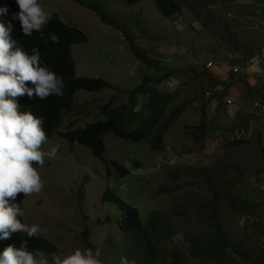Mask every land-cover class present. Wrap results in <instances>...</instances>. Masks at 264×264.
Returning <instances> with one entry per match:
<instances>
[{
    "label": "rangeland",
    "instance_id": "rangeland-1",
    "mask_svg": "<svg viewBox=\"0 0 264 264\" xmlns=\"http://www.w3.org/2000/svg\"><path fill=\"white\" fill-rule=\"evenodd\" d=\"M255 1L188 0L182 15L167 19L152 0L136 6H128L126 0H82L85 6L71 0H43L48 13L60 16L88 38L73 47L77 76L108 84L98 92H77L71 114L63 117L44 146L45 150L61 146L55 158L46 159L38 168L45 187L30 194L24 203L25 223L40 225L44 232L39 236L58 247V255L87 247L100 250L103 264H120L122 256L128 258L125 250L129 244L118 224L121 210L103 201L108 189L139 210L143 226L157 210L174 229L182 231L187 227L186 219L175 216L176 207L186 205L181 211H187L194 225L203 215L195 207L210 203L223 186L248 202H264V112L253 105L256 100L264 105V92L253 88L254 84L264 86V66L262 71L261 64L254 70L259 71L254 77L244 74L249 54L264 56V12L253 14L248 7ZM94 4L117 28L102 23L90 8ZM125 30L163 71L146 67L135 58L122 35ZM210 62L238 73L236 80L230 75L234 73H229L227 81H221L218 69H207ZM168 71L172 77L156 85L154 79ZM206 76L213 79L209 80L212 88L207 87ZM144 78L149 80L140 90L143 95L135 97L138 128L149 124L161 110L163 124L173 113L182 112L164 135L162 151H154L147 141L127 142L109 133L104 138V162L85 146L71 149L60 136L69 129L76 131L103 120V106L112 97H116L113 108L127 103L125 94L141 86ZM216 92L218 97L211 102ZM205 117L208 133L197 142L193 134ZM234 140L246 144L226 150L225 145ZM112 161L129 175L120 177ZM218 213L241 252L249 250L257 258V252L264 251V206L262 211L241 216L220 204ZM172 242L177 249L189 252L183 232Z\"/></svg>",
    "mask_w": 264,
    "mask_h": 264
},
{
    "label": "trees",
    "instance_id": "trees-1",
    "mask_svg": "<svg viewBox=\"0 0 264 264\" xmlns=\"http://www.w3.org/2000/svg\"><path fill=\"white\" fill-rule=\"evenodd\" d=\"M71 1L85 6L82 0ZM143 1L145 0H126V3L128 6H136ZM152 1H154L162 16L167 19L175 15H182L183 4L188 3V0ZM94 5L90 8L98 15L102 23L112 26L109 20L103 16L101 7L97 4ZM51 17V20L43 30V36L39 32L32 35V48L39 49L41 51V58L45 61L46 65L64 79L66 84L64 94L61 97L52 96L46 100H40L35 96L29 98L26 94L18 98L21 111H31L38 117H44L43 127L46 135L49 137V141L56 133L57 128L60 127L63 117L71 114L78 91L98 92L108 88V84L102 79L77 76V65L73 59V47L76 44L87 42L88 38L77 27L62 23L58 15ZM112 27L117 28L115 24ZM123 33L136 59L146 67L154 68L157 71L164 70L157 62L151 59L144 48H140L134 43L126 30ZM49 34H55L59 38V43H52L49 39ZM171 76L172 73L168 71L162 77L154 79V81L159 84ZM148 80L144 78L141 86L127 92L125 94L127 96V103L122 106L113 108L115 107L116 97H112L102 108L105 119L103 117V120L89 123L85 128H79L76 131L69 129L66 133H61L60 136L68 142L71 149L85 146L92 151L95 158L104 162H106L104 156L106 151L104 138L109 133L127 142L140 143L147 141L154 151H162L164 149V135L175 121L178 120L182 112H179L177 115L173 113L171 119L163 124L161 123L163 117V111L161 110L152 116L149 124L147 123L141 129L138 128V113L134 110L135 97L141 95L140 90L143 85L147 84ZM28 86L34 87L30 83ZM216 97H218V92L215 93L211 102ZM188 103H185L184 106H187ZM210 104H205L204 107ZM132 116H135L136 121ZM207 126L208 120L205 117L200 127L193 134L197 142H201L206 138L208 133ZM244 144H246L245 141L234 140L226 144L225 149L240 147ZM112 166L115 167L120 177H126L130 173L116 161H112ZM107 170L110 176L111 171L109 166ZM23 200L24 194L21 193L17 195L15 202L21 204V207H23ZM103 201L116 204L121 210L118 224L120 230L125 235V242L129 244L125 253L131 264H241V261L246 264H264V251H258L259 256L256 258L252 256L249 250L241 252L239 247L232 243L228 231L224 226V219L218 213V208L221 204L232 214L241 216L250 215L256 211H262L264 202L260 204L248 202V200L232 194L227 187L218 188L210 203L195 207L196 211L201 212L203 215L198 217V222L194 225L190 224L191 220L187 215V211L184 213L181 211L183 207L186 208V205L182 207L177 206L175 216L178 218L183 216L186 219L187 227L183 231L181 229H174L166 216L157 210L149 214L147 224L143 226L139 210L125 203L112 189H108L104 193ZM17 218L23 222L22 217L18 216ZM180 232L184 233L185 240L190 247L189 252L177 249L172 245V238ZM23 238L24 240H28L29 250L39 249L45 253H60L58 247L42 237L38 236L29 240L26 234L20 233L16 236L19 243H21ZM121 251L123 250L121 249Z\"/></svg>",
    "mask_w": 264,
    "mask_h": 264
},
{
    "label": "clouds",
    "instance_id": "clouds-1",
    "mask_svg": "<svg viewBox=\"0 0 264 264\" xmlns=\"http://www.w3.org/2000/svg\"><path fill=\"white\" fill-rule=\"evenodd\" d=\"M54 15L43 8V0H0V264H103L99 249L77 248L58 255L29 250L28 240L23 238L19 243L16 239L20 233L31 240L44 232L38 224L25 223L24 203L30 194L45 187L38 168L46 159L55 158L61 147L56 144L45 150L49 137L43 127L44 117L21 111L18 99L25 94L40 100L64 94V79L46 65L39 49L32 48V35L39 32L43 36ZM49 39L59 43L55 34H49ZM162 82L154 81L156 85ZM21 193L23 207L15 202ZM120 264L131 262L122 256Z\"/></svg>",
    "mask_w": 264,
    "mask_h": 264
},
{
    "label": "crops",
    "instance_id": "crops-1",
    "mask_svg": "<svg viewBox=\"0 0 264 264\" xmlns=\"http://www.w3.org/2000/svg\"><path fill=\"white\" fill-rule=\"evenodd\" d=\"M248 5H251V6H248V7H249V9H251V11H252L251 13H253V14H259L261 12H264V0H256L253 4H248ZM241 49H245V46H242ZM249 55H248L247 58H245V62H246L245 70H246V72H244V74H248L249 77H254V76H256V75L259 74V73L258 74L256 73V72H259V71H255L254 72V70L257 69V68H259L260 67V64H261V67L259 69L262 71V68H263L262 65L264 66V56H262V57L261 56H258L257 57V56H251V55L249 56ZM233 59H235V56L233 57ZM216 69H218V73H217L218 75H217V77L219 79H221V81H223V82H226L227 81V77H228V74L229 73H234L232 70H225L224 67H221V68L218 67ZM226 71H227V74H226ZM235 74H238V73H234V74H230V75H234V78L236 80L237 75H235ZM210 75L211 74L209 73V76ZM215 75H216V73H215ZM210 77L206 76V78L208 79V81L206 82V85H207L208 88H210V87L212 88V85H213L212 82L209 81L210 79L213 80ZM235 80H232L231 81V85H233L232 88L237 92L238 91V89H237L238 87H237L236 84H234V81ZM253 88H254L255 91H257L260 94L262 92H264V86H262V87L261 86H255V84H254V87ZM210 106H211V104L209 105V107Z\"/></svg>",
    "mask_w": 264,
    "mask_h": 264
},
{
    "label": "built area",
    "instance_id": "built-area-1",
    "mask_svg": "<svg viewBox=\"0 0 264 264\" xmlns=\"http://www.w3.org/2000/svg\"><path fill=\"white\" fill-rule=\"evenodd\" d=\"M211 67H214L212 62H210L209 65H208V68H211ZM235 72H237V70H235ZM210 95L211 94L207 93L206 94V97L207 98H210ZM226 102H227V104L232 105V101L231 100H227ZM253 105H254V108H256V109H262V111L264 112V105H261V103L258 100H256L253 103Z\"/></svg>",
    "mask_w": 264,
    "mask_h": 264
}]
</instances>
